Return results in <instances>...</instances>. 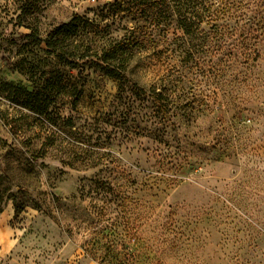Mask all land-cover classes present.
<instances>
[{"label":"rangeland","instance_id":"374dc122","mask_svg":"<svg viewBox=\"0 0 264 264\" xmlns=\"http://www.w3.org/2000/svg\"><path fill=\"white\" fill-rule=\"evenodd\" d=\"M119 1L0 0V264H264V0L195 38L146 29L124 88L25 36L77 15L107 26L70 50H100L143 26Z\"/></svg>","mask_w":264,"mask_h":264},{"label":"trees","instance_id":"16d2710c","mask_svg":"<svg viewBox=\"0 0 264 264\" xmlns=\"http://www.w3.org/2000/svg\"><path fill=\"white\" fill-rule=\"evenodd\" d=\"M235 3V0H120L108 5V10L112 17L119 18L120 13L125 15L121 18L133 15L132 20H142L143 26L136 25L131 26L129 29L125 28L127 32L120 39L110 40L107 38L100 50L88 46L85 49L86 51L81 54L73 53L70 50L73 39L81 36L80 33L84 31H87V36L89 34L100 36L101 33L104 34L103 29L107 25L101 27V24L90 21L89 18L86 19L76 15L70 22L51 29L44 40L39 38L38 31L35 28H29V34L25 36L29 39L33 38L34 41H38L40 44L42 43L49 55H54L57 60L63 58V61L68 66L75 64L74 58L79 61L94 56L97 58L96 62H92L94 63V69L115 80L119 83L120 88H124L127 82L126 69L131 60L132 50L144 46V32L146 29L158 28L161 24L169 28L171 22L174 21L175 26L181 30L183 36L188 39L199 37L204 34L201 29L202 25L213 27L219 21L229 20L233 16L234 11L236 12L237 10V8H234ZM28 7H31V5H28ZM20 11L21 14L29 13V9L23 7ZM101 14L103 17V12ZM215 35L219 37L223 36L224 33L220 31ZM20 73L24 74L23 70ZM31 81H35L33 76H31ZM34 83L36 84V82ZM60 84L61 81L58 84L56 83V85L49 84L46 88L33 87L34 90L26 93L27 106L37 115H45L46 109L54 99L53 95H51V92L53 93L54 91H48L47 88L55 86L59 89ZM58 92H61V89ZM138 92L145 94L143 89H138ZM78 97L79 94L72 101L73 108ZM156 97L159 99L160 96L157 95ZM158 99L156 100L160 106L161 101ZM1 213L2 209L0 208ZM93 260L96 261L95 258Z\"/></svg>","mask_w":264,"mask_h":264},{"label":"crops","instance_id":"0c3cea01","mask_svg":"<svg viewBox=\"0 0 264 264\" xmlns=\"http://www.w3.org/2000/svg\"><path fill=\"white\" fill-rule=\"evenodd\" d=\"M2 218H3V215H0V223H1V221L3 220ZM1 219H2V220H1ZM0 236H2V235L0 234Z\"/></svg>","mask_w":264,"mask_h":264}]
</instances>
